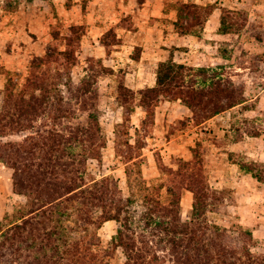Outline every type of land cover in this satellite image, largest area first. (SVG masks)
Listing matches in <instances>:
<instances>
[{
    "label": "rangeland",
    "instance_id": "obj_1",
    "mask_svg": "<svg viewBox=\"0 0 264 264\" xmlns=\"http://www.w3.org/2000/svg\"><path fill=\"white\" fill-rule=\"evenodd\" d=\"M85 1L95 4L94 17L101 26H112L100 36L107 56L96 57L99 31L92 33L89 25L81 23L85 18L79 9L67 12L72 0H0V97L8 78L17 87L23 84L33 57L44 56L48 48L68 50L65 77L70 75L76 85L88 71L97 92L95 106L81 110L71 98L73 106H64V117L56 123L51 119L49 126L62 130L84 122L89 110L96 114L105 145L100 167L93 166L97 175L117 177L125 192V164L117 150L127 149L126 140L142 142L134 172L144 186L159 187L163 199L172 184L169 169L181 168L183 161L193 162V169L201 165L204 182L219 192L207 216L227 228L237 224L251 232V252L263 255L264 182L253 173L264 169V0ZM182 3L196 4V11L179 12ZM224 11L231 12L227 17L233 22L232 31L220 27ZM185 18L189 25L183 30ZM73 25L81 27L71 32ZM169 59L186 66L182 71L185 86L208 85L215 70L227 79V86L240 89L245 101L207 119L195 117L182 98L160 96L150 107L143 106L139 91L155 85L158 63ZM198 68L207 71L200 74ZM59 90L67 96L66 87L60 85ZM126 97L127 105H123ZM27 133L0 139L19 142ZM10 175L11 169L0 161V223L4 224L18 216L16 210L25 202L24 196L13 193ZM132 184L139 188L137 182ZM191 205V192L182 189V219L190 215ZM116 227V222L107 221L97 230L103 244ZM164 264H174L167 254Z\"/></svg>",
    "mask_w": 264,
    "mask_h": 264
},
{
    "label": "trees",
    "instance_id": "obj_2",
    "mask_svg": "<svg viewBox=\"0 0 264 264\" xmlns=\"http://www.w3.org/2000/svg\"><path fill=\"white\" fill-rule=\"evenodd\" d=\"M196 8V4L182 3L178 11L185 10L186 15V10ZM228 14L224 11L220 17L224 32L232 31ZM181 23L187 29V19ZM75 27L81 26H71V32ZM69 59L68 50L48 48L44 56L30 60L20 87L8 78L1 92L0 137L29 133L19 142L0 139V161L11 169L12 191L25 197L16 210L18 216L0 223V264H164L166 254L174 264H264V254L254 255L249 248L251 232L237 224L227 228L207 216L219 192L206 185L201 165L193 169V162L183 161L181 168L169 171L161 165L172 182L163 199L159 187L144 186L134 172L142 142L126 140L127 149L117 150L125 164V192L117 177L97 175L93 166L100 167L105 145L96 114L89 110L84 122L61 128L64 131L49 126L51 119L56 123L64 117V106L75 103L81 110L95 106L92 75L86 71L75 85L70 75L65 77ZM185 67L172 59L159 62L155 85L139 91L141 104L150 107L160 96L182 98L195 117L207 119L245 101L240 89L227 86V79L215 70L208 85L185 86ZM205 71L198 68L197 72ZM60 85L66 87L67 96ZM120 88L130 94L125 86ZM134 129L138 134L139 129ZM75 147L78 152L73 151ZM253 175L264 182V169ZM182 189L192 194L186 219L179 210ZM107 221L116 222L117 227L103 244L97 230Z\"/></svg>",
    "mask_w": 264,
    "mask_h": 264
},
{
    "label": "crops",
    "instance_id": "obj_3",
    "mask_svg": "<svg viewBox=\"0 0 264 264\" xmlns=\"http://www.w3.org/2000/svg\"><path fill=\"white\" fill-rule=\"evenodd\" d=\"M78 9L79 13H81V16L85 18L83 19V21H81V23H86L87 25H89L88 29L92 33H96L97 31H99V33L97 34L98 39L95 45V50H97L96 57L100 58L107 56L108 52L106 53V46L101 43L100 36L111 29L112 26H101L100 22H97V17H94L96 6L90 1L88 5V2H86L85 0H81V3H77L75 2V0H72L71 5H68V7L66 8L67 12L69 13H71L72 11H76L75 13H77Z\"/></svg>",
    "mask_w": 264,
    "mask_h": 264
}]
</instances>
